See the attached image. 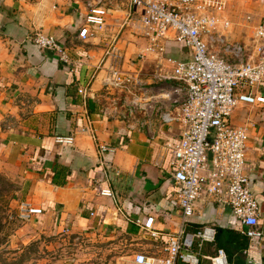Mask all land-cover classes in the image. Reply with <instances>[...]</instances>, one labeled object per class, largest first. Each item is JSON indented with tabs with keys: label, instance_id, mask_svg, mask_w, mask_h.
Returning a JSON list of instances; mask_svg holds the SVG:
<instances>
[{
	"label": "crops",
	"instance_id": "obj_1",
	"mask_svg": "<svg viewBox=\"0 0 264 264\" xmlns=\"http://www.w3.org/2000/svg\"><path fill=\"white\" fill-rule=\"evenodd\" d=\"M14 7H19L12 13L17 25L0 12V160L21 171L26 186L23 202L42 211L32 219L47 232L82 227L117 231L135 241L136 254L164 257L169 236L179 229L181 211L173 201L171 178L179 128L175 122L163 123L161 116L176 114L179 105L172 102L180 97L175 94L170 102L174 106L168 102L172 93H141L131 99L129 90L121 93L111 84L110 70L116 67L130 75L140 90L144 78L172 80L170 70L158 66L152 56L136 59L146 41L136 22L125 20V10L111 12L104 33L81 41L77 33L82 0L78 4L43 0L29 5V10L16 2ZM229 9L234 23L231 40L248 44L251 27L264 13V0H231ZM246 16L251 17L249 24L243 21ZM36 31L57 38L69 62L34 47L28 36ZM113 46L123 54L118 62H112ZM167 51L176 58L184 53L172 42ZM149 57L155 65L141 76ZM79 89L84 93L79 94ZM120 100L134 101L143 110L119 107ZM256 109L261 113L247 117L246 112ZM235 118L243 124L234 123ZM231 123L248 131L247 174L258 204L259 236L248 239L247 249L241 251L232 235L222 233L195 251L199 264H212L220 250L227 264H264V107H239ZM57 138L72 142L59 144ZM104 190L111 196L102 195ZM150 217L154 221L148 233L141 226ZM206 227L244 236L226 207L203 199L187 231Z\"/></svg>",
	"mask_w": 264,
	"mask_h": 264
},
{
	"label": "built area",
	"instance_id": "obj_2",
	"mask_svg": "<svg viewBox=\"0 0 264 264\" xmlns=\"http://www.w3.org/2000/svg\"><path fill=\"white\" fill-rule=\"evenodd\" d=\"M82 2L77 39L96 38L106 30L111 12L125 10V20L135 21L140 37L146 41L136 59L143 61L152 56L158 66L170 70V78L177 83L171 93L180 97L172 102L179 105L176 114L161 116L163 123L175 122L179 128L171 155V178L175 187L173 201L181 211L180 226L169 236L164 257L136 254L133 264H199L195 248L215 239V229L210 227L187 231L197 203L203 199L226 207L247 239L258 237V204L247 174L248 131L245 126L233 125L231 119L239 107H264V13L260 22L249 28L250 40L245 44L231 40V0ZM243 21L249 24L251 17ZM28 40L38 50L57 54L62 63L69 62L54 36L36 31ZM169 42L181 46L183 56H172L167 51ZM110 51L112 62L123 58L114 46ZM106 55H110L109 51ZM110 78L117 88L136 82L116 67L111 68ZM56 142L70 144L72 138H57ZM104 166L109 168L108 164ZM101 194L111 196L107 190ZM18 207L20 218L26 221L42 213L25 202ZM153 221L147 218L141 229L150 233ZM211 262L227 264L224 252L220 250Z\"/></svg>",
	"mask_w": 264,
	"mask_h": 264
},
{
	"label": "rangeland",
	"instance_id": "obj_3",
	"mask_svg": "<svg viewBox=\"0 0 264 264\" xmlns=\"http://www.w3.org/2000/svg\"><path fill=\"white\" fill-rule=\"evenodd\" d=\"M42 1L0 0V12L17 25L18 18L12 13L16 10L19 12V7H14V3L17 2L22 9L29 10V5L39 4ZM71 1L79 3V0ZM1 39L3 35L0 32ZM153 64L155 65L149 57L148 61L143 63L141 76L151 73ZM135 83L127 89L121 88L120 92L127 93L129 90L130 93L127 94L133 99L136 94L141 93L169 95L177 86L170 79L159 82L144 78L140 90ZM169 97H171L170 100L168 99L170 103L176 95L171 94ZM118 106L130 107L136 111L143 110L138 109L134 101L125 104V101L120 100ZM259 113L260 110L256 109L246 112V115L254 117ZM237 122L242 123L241 118H235L234 123ZM25 188L21 171L12 169L8 162L0 160V264H133V256L137 253L135 241L123 233L104 232L93 227L47 232L32 218L28 221L21 219L18 206L24 201Z\"/></svg>",
	"mask_w": 264,
	"mask_h": 264
},
{
	"label": "trees",
	"instance_id": "obj_4",
	"mask_svg": "<svg viewBox=\"0 0 264 264\" xmlns=\"http://www.w3.org/2000/svg\"><path fill=\"white\" fill-rule=\"evenodd\" d=\"M53 183H55V182L53 181ZM196 230L197 229H195L194 232ZM222 233H226L228 236L232 235L235 238V240H237V243H238L237 246H236L237 250H241L242 251V250L247 249V247H248V239L245 236H242V235L236 234V233H231V232H223L222 229L217 228V229H215V237L217 238V240L221 236ZM226 241L229 242L228 240H226Z\"/></svg>",
	"mask_w": 264,
	"mask_h": 264
},
{
	"label": "water",
	"instance_id": "obj_5",
	"mask_svg": "<svg viewBox=\"0 0 264 264\" xmlns=\"http://www.w3.org/2000/svg\"><path fill=\"white\" fill-rule=\"evenodd\" d=\"M247 264H254V263H252V262H247Z\"/></svg>",
	"mask_w": 264,
	"mask_h": 264
}]
</instances>
